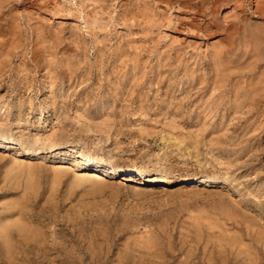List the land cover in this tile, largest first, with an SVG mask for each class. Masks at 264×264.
I'll return each mask as SVG.
<instances>
[{
  "label": "rangeland",
  "instance_id": "rangeland-1",
  "mask_svg": "<svg viewBox=\"0 0 264 264\" xmlns=\"http://www.w3.org/2000/svg\"><path fill=\"white\" fill-rule=\"evenodd\" d=\"M1 1L0 264H264V0Z\"/></svg>",
  "mask_w": 264,
  "mask_h": 264
},
{
  "label": "bare ground",
  "instance_id": "bare-ground-1",
  "mask_svg": "<svg viewBox=\"0 0 264 264\" xmlns=\"http://www.w3.org/2000/svg\"><path fill=\"white\" fill-rule=\"evenodd\" d=\"M0 1H1V0H0ZM164 1H165V0H164ZM168 1H169V0H168ZM168 1H167V2H168ZM170 1H171V0H170ZM208 1H209V0H208ZM187 2H188V1H187ZM0 3H2V1H1ZM169 3H170V2H169ZM171 3H172V1H171ZM171 3H170V5H171ZM177 3H178V2H177ZM35 4H36V2H35ZM187 4H188V3H187ZM208 4H209V3H208ZM210 4H211V2H210ZM212 4H214V2H212ZM212 4H211V5H212ZM182 5H183V4H182ZM184 5H185V3H184ZM179 6H180V5H179ZM179 6H178V7H179ZM185 6H186V5H185ZM172 7H173V5H172ZM205 7H206V6H205ZM208 7H209V6H208ZM211 7H212V6H211ZM213 7H214V6H213ZM195 8H196V7H195ZM195 8H194V9H195ZM206 8H207V7H206ZM206 8H205V9H206ZM196 9H197V8H196ZM205 9H201V10L203 11V10H205ZM207 9H208V8H207ZM209 10H210V9H209ZM193 11H194V10H193ZM197 11H198V9L196 10V12H197ZM199 11H200V10H199ZM207 11H208V10H207ZM211 11H213V10H211ZM196 12H195V13H196ZM213 12H214V11H213ZM202 13H203V12H202ZM209 13H211V12H209ZM51 14H52V13H51ZM205 14H207V12H206ZM52 15H53V14H52ZM200 15H201V14H200ZM211 15H212V14H211ZM3 16H4V15H3ZM203 16H204V15H203ZM205 16H206V15H205ZM50 17H51V16H50ZM207 17H208V16H207ZM65 18H66V17H65ZM51 19H52V18H51ZM178 19H179V18H178ZM172 20H173V19H172ZM177 21H178V20H177ZM180 21H181V20H180ZM15 22H16V21H15ZM181 22H182V21H181ZM1 24H2V23H1ZM189 24H190V23H189ZM181 25H182V24H181ZM193 25H194V24H193ZM206 25H208V24H206ZM213 26H214V25H213ZM216 26H217V25H216ZM187 27H189V26H187ZM193 27H194V26H193ZM193 27H191V28H193ZM203 27H205V26H203ZM203 27H202V28H203ZM194 28H195V27H194ZM194 28H193V29H194ZM11 29H12V28H11ZM16 29H17V28H16ZM187 29H188V28H187ZM203 29H204V28H203ZM206 29H207V28H206ZM206 29H205V30H206ZM210 29H211V27H210ZM216 29H217V28H216ZM0 30H1V29H0ZM197 30H198V29H197ZM207 30H209V28H208ZM217 30H218V29H217ZM217 30H216V32H217ZM1 31H2V30H1ZM7 31H8V30H7ZM13 31H14V30H13ZM202 31H204V30H202ZM202 31H201V32H202ZM210 31H211V30H210ZM245 31H246V30H245ZM199 32H200V30H199ZM206 32H207V31H206ZM206 32L204 31V34H205ZM208 32H209V31H208ZM211 32L213 33V29H212ZM246 32H247V31H246ZM11 33H14V32H12V30H11ZM257 33H258V32H257ZM259 33H261V32H259ZM207 34H210V33H207ZM207 34H206V35H207ZM255 34H256V33H255ZM256 35H258V34H256ZM241 36H242V35H241ZM261 36H262V33H261ZM263 38H264V37H263ZM255 39H256V38H255ZM258 40H259V39H258ZM258 40L256 41L257 43L260 41V40H259V41H258ZM254 41H255V40H254ZM263 41H264V40H263ZM261 42H262V41H261ZM259 43H260V42H259ZM234 44H235V43H234ZM236 44H237V43H236ZM215 45H216V44H215ZM215 45H213V46H215ZM231 45H232V44H231ZM259 45L261 46V44H259ZM262 45H264V43H263ZM232 47H233V46H232ZM234 47L236 48V46H234ZM255 47H256V44H255ZM263 47H264V46H262L261 49H262ZM215 49H218V47L215 48ZM225 49H226V48H225ZM228 49H230V48H228ZM231 49H232V48H231ZM231 49H230V51H233V50H231ZM236 49H237V48H236ZM239 49H240V48H238V50H239ZM261 49H259V50H261ZM238 50H237V51H238ZM227 51H228V50H227ZM233 52L236 53L235 50H234ZM239 52H240V51H239ZM258 52L260 53V51H258ZM215 53H216V52H215ZM222 53H224V51H222L221 54H222ZM227 53H228V52H227ZM234 53H233V55H234ZM236 54H238V52H237ZM236 54H235V55H236ZM213 55H214V54H213ZM215 55H218V54L216 53ZM215 55H214V56H215ZM231 55H232V53H231ZM231 55H230V56H231ZM243 55H245V53H244ZM227 56H228V55H227ZM227 56H226V57H227ZM230 56H228L227 58H229ZM236 56H237V55H236ZM215 57L217 58V56H215ZM222 57H224V56H222ZM231 57H232V56H231ZM231 57H230V58H231ZM234 57H235V56H234ZM260 57H263V58H264L263 54H262V56H260ZM218 58H219V57H218ZM224 58H225V57H224ZM242 58H243V56H242ZM263 58H262V59H263ZM221 59H222V58H221ZM221 59L219 58V60H218V61L220 62V64H221V61H220ZM239 59H240V58H238V61H239ZM230 60H231V59H230ZM233 60H235V59H233ZM227 61H228V60H227ZM238 61H236V63H237ZM247 61H248V59H247ZM223 62H224V61H223ZM233 62H235V61H233ZM258 62H259V61H258ZM231 63H232V62H231ZM240 63H241V62H240ZM252 63H253V62H252ZM216 64H217V63H216ZM234 64H235V63H234ZM223 65H224V64H223ZM227 65H229V64H227ZM227 65H224L223 67H225V66H227ZM237 65H239V64H237ZM237 65H235V66H236V68L234 67L235 69H237V67H238ZM241 65H242V64H240V66H241ZM242 66H245V64L242 65ZM242 66H241V68H242ZM250 66H251V65H250ZM253 66H254V63H253ZM230 67H231V66H230ZM232 67H233V66H232ZM232 67H231V68H232ZM221 68H222V67H221ZM225 68H226V67H225ZM231 68H230V69H231ZM228 69H229V66H228ZM242 69H243V68H242ZM226 70H227V68H226ZM244 70H245V69H244ZM244 70H243V71H244ZM226 72H227V71H226ZM226 72L224 71L225 75L227 76L228 74H227ZM229 72H231V71H229ZM248 72H249V71H248ZM261 72H262V71H261ZM261 72H260V73H261ZM250 73H252V72H250ZM260 73H259V74H260ZM244 74H245V73H244ZM241 75H242V74H241ZM253 75H254V74H253ZM243 76H244V75H243ZM250 76H251V75H250ZM255 76H256V75H255ZM262 76H263V74H262ZM248 77H249V75H248ZM253 77H254V76H253ZM224 78H225V77H224ZM250 78H251V77H250ZM254 78H255V77H254ZM254 78H252V80H251L252 82H253V79H254ZM257 78H258V77H257ZM262 78H263V77H262ZM222 79H223V78H222ZM226 79H227V78H226ZM255 79H256V78H255ZM263 79H264V78H263ZM263 79H261V80H263ZM261 80H260V81H261ZM220 81H221V80H220ZM224 81H225V80H223V81H221V82H224ZM229 81H230V80H229ZM229 81H228V82H229ZM255 81H256V80H255ZM248 82H249V81H248ZM233 84H234V83H233ZM251 84H252V83H251ZM217 85H218V83H217ZM231 85H232V84H231ZM252 85H253V84H252ZM254 85H255V84H254ZM226 86H228V85H226ZM235 86H236V84H235ZM246 86H248V84H247ZM246 86H245V87H246ZM256 86H257V85H256ZM221 87H223V86H221ZM224 87H225V86H224ZM237 87H238V86H237ZM231 88H232V87H231ZM235 88H236V87H235ZM235 88H234V89H235ZM238 88H239V87H238ZM240 88H241V87H240ZM226 89H227V88H226ZM242 89H243V88H242ZM242 89H241V90H242ZM252 89H253V88H252ZM254 89H255V86H254ZM236 90H237V89H236ZM227 91H228V90H227ZM229 91H231V90H229ZM252 91H253V90H252ZM257 91H258L257 94H258V95H261V98H259L258 100H255L253 103H250V104H251V106H250L251 108H250V109H251L252 112H253L254 110H256V108L258 109V107L261 106L260 103L264 102V83H263V86H259V87L256 88V92H257ZM224 92L226 93V91H224ZM244 92H245V91H244ZM247 92H248V91H247ZM253 92H254V91H253ZM229 93H230V92H229ZM249 93H250V92H249ZM249 93H248V94H249ZM230 94H231V93H230ZM245 95H246V93H245ZM249 95H250V94H249ZM227 96H228V95H227ZM239 97H240V96H239ZM245 97H246V96H245ZM247 97H248V96H247ZM232 98H233V97H232ZM242 98H243V97H242ZM242 98H241V100H242ZM250 98H251V97H250ZM234 99H235V98H234ZM256 99H257V98H256ZM230 100H231V99H230ZM230 100H228L229 103H230ZM237 100H238V99H237ZM233 101H236V100H233ZM242 101H243V100H242ZM236 103H238V102H236ZM248 103H249V102H248ZM233 104H234V103H233ZM239 104H240V103H239ZM243 105H244V103H243ZM246 105H247V104H246ZM232 106H233V105H232ZM234 106H235V105H234ZM237 107H238V106H237ZM237 107H236V108H237ZM243 107H245V106H243ZM243 107H242V109H243ZM20 108H21V107H20ZM236 108H235V109H236ZM245 108H246V107H245ZM245 108H244V109H245ZM247 108H248V106H247ZM22 109H23V108H22ZM239 109H240V108H239ZM248 109H249V108H248ZM248 109H247L246 111H248ZM20 110H21V109H20ZM262 110H264V109H262ZM233 112H234V111H233ZM244 112H245V111H244ZM244 112H242V114H245ZM255 112H256V111H255ZM255 112H254V114H255ZM257 112H258V111H257ZM19 113H20V112H19ZM239 113H240V111H239ZM247 113H248V112H247ZM262 113H263V112H262ZM249 114H251V113L249 112ZM259 114H261V113H259ZM263 114H264V113H263ZM233 115H234V114H233ZM233 115H232V116H233ZM235 115H236V114H235ZM256 115H257V114H256ZM223 116H224V115H223ZM237 116H238V115H237ZM239 116H240V115H239ZM247 116H248V115H247ZM247 116H246V117H247ZM252 116H254V115L252 114ZM258 116H259V115H258ZM225 117H226V116H225ZM241 117H242V116H241ZM200 118H201V117H200ZM222 118H224V117H222ZM222 118H221V119H222ZM250 118H251V117H250ZM252 118H254V117H252ZM261 118H262V117H261ZM226 119H227V118H226ZM237 119H238V118H237ZM242 120H243V119H242ZM244 120H245V117H244ZM246 120H247V118H246ZM249 120H250V119H249ZM255 120H256V118H255ZM257 120H258V119H257ZM263 120H264V119H263ZM205 121H206V120H205ZM226 121H227V120H226ZM231 121H232V120H231ZM231 121H229V123H230ZM261 121H262V119H261ZM207 122H208V119H207ZM253 122H254V121H253ZM259 122H260V121H259ZM263 122H264V121H263ZM208 123H209V122H208ZM247 123H248V121H247ZM256 123H257V122H256ZM260 123H261V122H260ZM205 124H206V123H205ZM230 124H231V123H230ZM243 124H244V123H243ZM243 124H241V125H243ZM253 124H254V123H253ZM262 124H263V123H262ZM262 124H261V125H262ZM246 125H247V124H246ZM254 125H256V124H254ZM254 125H253V126H254ZM239 126H240V125H239ZM253 126H252V127H253ZM204 127H205V126H204ZM235 127H236V126H235ZM241 127H242V126H241ZM247 127H248V126H247ZM260 127H261V126H260ZM201 128H202V126H201ZM201 128H200V129H201ZM233 128H234V127H233ZM254 128H255V127H254ZM236 129H237V127H236ZM243 129H244V128H243ZM243 129H241V131H242ZM245 129H246V128H245ZM245 129H244V130H245ZM249 129H250V128H249ZM258 129H259V127H258ZM263 129H264V127H263ZM228 130H230V129H228ZM231 130H232V129H231ZM250 130H251V129H250ZM259 130H261V129H259ZM200 131H201V130H200ZM232 131H233V130H232ZM246 131H247V129H246ZM262 131H263V130H262ZM202 132H203V131H202ZM247 132H248V131H247ZM249 132H250V131H249ZM244 133H245V132H244ZM210 134H212V132H211ZM213 134H214V133H213ZM233 134H234V133H233ZM249 134H250V133H249ZM215 135H216V134H215ZM231 135H232V134H231ZM242 135H243V134H241V137H242ZM244 135H247V133L244 134ZM250 135H251V134H250ZM203 136H204V135H203ZM211 136H212V135H211ZM216 136H217V135H216ZM216 136H214V137L216 138ZM220 136H221V134H220ZM232 136H233V135H232ZM239 136H240V135H239ZM1 137H2V136H1ZM222 137H223V135L221 136V138H222ZM229 137H231V136H229ZM237 137H238V135H237ZM208 138H209V136H208ZM221 138H220V139H221ZM234 138L237 139L236 136H234ZM247 138H248V136H247ZM247 138H246V139H247ZM249 138H251V136H250ZM249 138H248V139H249ZM213 139H214V138H213ZM220 139H219V140H220ZM222 139H223V138H222ZM225 139H226V138H225ZM228 139H229V138H228ZM230 139H231V138H230ZM238 139H239V138H238ZM240 139H241V138H240ZM242 139H243L244 141L241 140V143H242V142L246 143V142H245L246 139H245L244 137H243ZM206 140H207V138H206ZM232 140H233V139H232ZM211 141H213V140L210 139V144L212 143ZM217 141H218V139H217ZM220 141H221V140H220ZM236 141H237V140H236ZM236 141H235V143H236ZM254 141H255V140H254ZM218 142H219V141H218ZM13 143H14V142H13ZM197 143H198V142H197ZM220 143H221V142H220ZM222 143H223V142H222ZM222 143H221V145H223ZM226 143H227V142H226ZM238 143H240V142L238 141ZM241 143H240V144H241ZM250 143H252V145L250 146V147H252V149H254V148L257 147V146H256V147L253 148V143H254V142H250ZM214 144H216V143H214ZM229 144H230V143H229ZM208 145H209V144H208ZM212 145H213V144H211V146H212ZM216 145H218V144H216ZM226 145H227V144H226ZM233 145H234V144H233ZM241 145H242V144H241ZM248 145H249V141H248ZM255 145H256V144H255ZM209 146H210V145H209ZM213 146H214V145H213ZM227 146H228V145H227ZM229 146H230V145H229ZM238 146H240V145H238ZM2 147H3V146H2ZM219 147H221L220 149L223 148L222 146H219ZM235 147H236V145H234L233 148H235ZM217 148H218V146H217ZM229 148H230V147H229ZM242 148H244V147H242ZM248 148H249V147H248ZM248 148H245V149H248ZM211 149H212V148H211ZM238 149H239V148H238ZM238 149H237V151H238ZM240 149H241V146H240ZM256 149H257V148H256ZM222 150H223V149H222ZM225 150H228V149L226 148ZM216 151H217V150H216ZM218 151H220V150H218ZM229 151H230V150H229ZM233 151H234V149H233ZM235 151H236V150H235ZM242 151H243V149L241 150V152H242ZM244 151H245V150H244ZM253 151H254V150H253ZM253 151L251 150V152H253ZM262 151H263V150H262ZM33 152H34V151H33ZM221 152H223V151H221ZM251 152H250V153H251ZM39 153H40V152H39ZM226 153H227V152H226ZM232 153H233V152H232ZM245 153H246V152H245ZM248 153H249V151H248ZM257 153H258V152H257ZM227 154H228V153H227ZM233 154H234V153H233ZM237 154H238V153H237ZM258 154H259V153H258ZM229 155H230V154H229ZM239 155H241V154H239ZM248 155H249V154H248ZM260 155H261V154H260ZM35 156H36V155H35ZM227 156H228V155H227ZM228 157H229V156H228ZM231 157H233V156H231ZM234 157H236V156L234 155ZM246 158H247V157H246ZM251 158H253V157H251ZM259 158H260V157H259ZM233 159H234V158H233ZM235 159H236V158H235ZM248 159H249V158H248ZM255 159H256V158H255ZM227 160H228V158H227ZM238 160H240V159H238ZM238 160L236 159V161H238ZM256 160H257V159H256ZM229 161H231V158H230ZM233 161H234V160H233ZM253 161H254V159H253ZM257 161H258V160H257ZM83 162H86V160H85L84 158H78V159L76 160V164H80V163H83ZM89 162H90V161H89ZM89 162H88V163H89ZM227 162H228V161H227ZM234 162H235V161H234ZM231 163H232V162H230V164H231ZM91 164H93V163H91ZM227 164H228V163H227ZM251 164H252V162H251ZM237 165H239V164H237ZM88 166H89V165H88ZM227 166L229 167L230 165H227ZM93 167H94V166H93ZM95 167H98V165H95ZM235 167H236V165H235ZM112 168H113V167H112ZM236 168H237V167H236ZM227 169H228V168H227ZM229 170H230V169H229ZM100 171H102V170H100ZM116 171H117V170H116ZM93 172L95 173L94 175H96V174H97V176L99 175V176H98V179H99V177H100V179H101V177H103V176H104V177L107 176L106 173H104V174H99V173H98L97 171H95V170H94ZM105 172H106V171H105ZM123 172H124V171H123ZM123 172H121V173H123ZM227 172H228V171H227ZM231 172H232V171H231ZM109 173L112 174V173H114V171L111 170V171H109ZM139 173H140V172H139ZM228 173H229V172H228ZM235 173H236V172H235ZM235 173H230V174H232V175L234 174V175H235ZM91 175H92V176H91ZM94 175H93L92 173L90 174V176L93 177L94 180H98V179L94 178ZM135 175H136V174H135ZM226 175H228V174L226 173ZM82 176H84V175L82 174ZM82 176H81V174H80V177H82ZM88 176H89V174H88ZM88 176H87V177H88ZM85 177H86V176H85ZM91 177H89V179H90V180H93V179H91ZM113 177H114V176H113ZM122 177H123V178L125 177V178H128V179H133V180H135L136 182L139 181V180L133 178V175H132V174H129V173H127V172H124V173L122 174ZM219 177H220V176H219ZM222 177H223V176H222ZM194 178H195V177H194ZM201 178H202V177H201ZM226 178H227V177H226ZM229 178H230V176H229ZM82 179H84V177H83ZM79 180H80V179H79ZM85 180H86V179H85ZM87 180H88V179H87ZM101 180H102V179H101ZM213 180H214V179L205 178L202 182H206V183H209V184H210V183L214 182ZM227 181H228V179H227ZM139 182H141V181H139ZM148 182H149V181H148ZM188 182H189V181H188ZM190 182H191V181H190ZM225 182H226V181H225ZM194 183H195V182H194ZM200 184H201V183H200ZM193 185H194L193 183H192L191 185H188V184H185V183H181V184H179V185L177 186V189H176V190H177V192H178V191H181V192H183V191H187V189H190V190L192 189V190H194L193 188H194V187L196 188L197 185H194V186H193ZM206 185H207V184H206ZM198 186H199V185H198ZM202 186H203V185H202ZM164 187H165V186H164ZM164 187H163V188H164ZM192 187H193V188H192ZM165 189H167V188H165ZM197 189H199V188H197ZM195 190H196V189H195ZM16 221L18 222L19 220H16ZM15 223H16V222H14V224H15ZM18 223H19V222H18ZM18 223H16V225H17ZM8 224H9V223H8ZM8 224H7V225H8ZM20 225H21V224H20ZM0 226H1V225H0ZM4 226H6V225H4ZM20 227H22V225H21ZM3 228H6V227H2V228L0 227V230H2V231H3V230H6V229H3ZM18 228H19V227H18ZM8 230H9V229H8ZM8 230H7V231H8ZM10 230H11V228H10ZM259 231H260V233L262 234V231H263V230H259ZM0 232H1V231H0ZM1 233H2V232H1ZM1 233H0V236H1V237H3V236L5 237V234H6L7 232H6V233L3 232V233H4L3 235H2ZM8 233H9V231H8ZM258 235H259V232H258ZM259 236H260V235H259ZM263 236H264V235H263ZM4 237H3V239H4ZM5 239H7V237H6ZM5 239H4V240H5ZM263 240H264V238H263ZM6 241H7V240H6Z\"/></svg>",
  "mask_w": 264,
  "mask_h": 264
}]
</instances>
